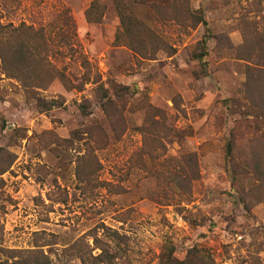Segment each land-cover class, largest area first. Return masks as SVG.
<instances>
[{"label": "rangeland", "instance_id": "obj_1", "mask_svg": "<svg viewBox=\"0 0 264 264\" xmlns=\"http://www.w3.org/2000/svg\"><path fill=\"white\" fill-rule=\"evenodd\" d=\"M189 1L207 27L150 25L163 49L142 60L114 45L111 0H0V23L43 28L50 63L78 88L55 79L31 97L0 71V263L45 245L54 261L106 228L132 264H156L166 241L178 261L197 247L214 264H264V116L241 91L239 59L264 37V0Z\"/></svg>", "mask_w": 264, "mask_h": 264}, {"label": "trees", "instance_id": "obj_2", "mask_svg": "<svg viewBox=\"0 0 264 264\" xmlns=\"http://www.w3.org/2000/svg\"><path fill=\"white\" fill-rule=\"evenodd\" d=\"M111 1L120 24V29L114 38V45H125L142 60H152L163 49L160 48L159 37L154 34L150 25L163 22L172 23L186 31L200 25L207 27L203 13L193 11L189 0ZM129 1L134 5L145 7V22L133 14L127 5ZM102 15L103 9L98 1H93L85 12L86 21L89 23H99ZM60 39L63 40V38ZM50 41V37L46 35L43 28L35 29L24 23L17 26L0 23V71L5 78L18 83L31 97H36L39 91H45L55 79L59 80L67 90L78 89L50 63V55H52ZM220 42L225 45L224 41H219V44ZM255 44L251 56L250 54L239 56V59L248 63L241 91L249 102L261 104L259 112L264 116V58L259 50L264 46V37L258 35ZM225 48L232 50L229 46ZM203 58L199 55L196 59L203 64ZM89 79L86 75L84 83H87ZM103 95L106 97L105 94ZM102 105L106 107L108 103H102ZM83 113L85 115L84 111ZM225 147L227 172L231 174L234 181L236 174L229 166L233 160L234 140H228ZM189 162L193 163L192 160ZM258 174L260 180L264 182V174L260 171ZM179 179L180 177L174 179L177 188L182 187L183 181ZM184 182H187V179ZM103 229L107 232L103 231L100 236L95 233L89 237L91 244L88 240L84 241L81 238L61 251L54 252V261L50 258L52 252L45 253L42 249L48 246L45 245L17 252L16 260L0 264H132L128 257L126 237L114 230ZM174 252L173 244L170 241L164 242L156 264H214L210 254L201 248L192 247L179 261L175 260Z\"/></svg>", "mask_w": 264, "mask_h": 264}]
</instances>
